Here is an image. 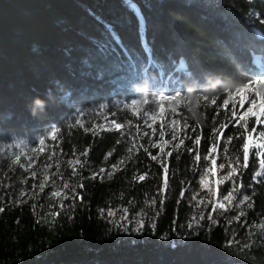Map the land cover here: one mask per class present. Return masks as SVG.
Here are the masks:
<instances>
[{"label":"trees","instance_id":"trees-1","mask_svg":"<svg viewBox=\"0 0 264 264\" xmlns=\"http://www.w3.org/2000/svg\"><path fill=\"white\" fill-rule=\"evenodd\" d=\"M260 22L264 0H0V264H264L257 162L218 183L248 135L223 100L264 78ZM142 81L166 95L230 89L199 101L201 123L179 105L183 129L157 152L96 118L124 124L115 104Z\"/></svg>","mask_w":264,"mask_h":264},{"label":"rangeland","instance_id":"rangeland-1","mask_svg":"<svg viewBox=\"0 0 264 264\" xmlns=\"http://www.w3.org/2000/svg\"><path fill=\"white\" fill-rule=\"evenodd\" d=\"M253 19H255V16H253ZM260 23L264 29V22H260ZM253 32L256 37L264 36V34L259 33L255 29L253 30ZM262 69H264V66H262ZM257 92H264V85H253L249 89H244L243 87H241L237 91L231 93L229 97V101H233L235 103L245 93H248L251 96H255ZM157 93L160 92H150L149 95L142 101L137 100L136 97H133V98H129L125 102L118 101L115 104L116 108L118 109V112L122 113L124 124H121L123 125V127L120 129H122V131L124 130V133L126 135L125 139L129 146L134 145V138L138 136L150 148L156 149L157 152H160L161 148L165 149L167 146H169L170 143L173 142L178 132L181 129H183L182 124H183L184 116L182 112L179 110V105L180 107L183 106V108H185L186 101H184L181 98L182 100L179 105L175 101H160L158 98H154L155 94ZM133 99L137 100L138 103L133 105L132 104ZM261 105H262V101L258 99L257 105L254 107V111L259 113L261 110ZM248 106L249 105L247 104L245 110L248 108ZM148 108H151L152 113L155 114L154 120L151 119L145 120L144 113ZM115 117L117 118L118 116H116L114 112L103 111V113L97 114L96 118L98 125L101 128L109 129V128H116L115 124L112 123V121L117 122ZM248 117H253L255 122V116L249 114ZM261 118L264 119V116H262ZM162 121L164 122L163 128L161 127ZM137 126H139V130ZM256 127L264 128V125H259ZM161 132L164 133L163 136L160 135ZM260 139L261 138L259 137L257 132V134H255L254 136L253 143H258ZM153 145H155V147ZM252 158L258 164V159L255 157Z\"/></svg>","mask_w":264,"mask_h":264},{"label":"snow or ice","instance_id":"snow-or-ice-1","mask_svg":"<svg viewBox=\"0 0 264 264\" xmlns=\"http://www.w3.org/2000/svg\"><path fill=\"white\" fill-rule=\"evenodd\" d=\"M145 71L146 72L150 71V69H145ZM260 75L262 77H264V69L261 70ZM244 80L247 81V82H245L243 84V88L244 89H249L253 85H264V78L251 79V77L246 76V77H244ZM181 96H182V92L179 93V94H176V95H165V94L157 93V94H155L154 98H158L160 101H175L179 105L181 103ZM205 99L207 100V98H205ZM258 99H260L262 101L261 110H260L259 113L254 111V107L257 105ZM136 103H138V101L133 99L132 100V104L135 105ZM211 103L213 105H215L217 103V100L216 99H212ZM237 103L239 104V107L241 109H243L245 103H247L249 105L248 108L243 111V113H239L238 112L236 103H233L232 109H231V115H232L233 118L239 116V119L236 122L237 125L240 124V121H244V124L242 125V127L244 128L245 132H248V135L243 136L242 162H241L240 157L237 156L235 161L231 162L229 164V168L231 170L227 173L226 176H222L220 178V180L218 181V183H223L224 180H226V179L227 180H232L237 175L238 170L241 169V168L247 169L249 167L250 159L252 157H255V158L258 159V166H259V170L254 173V176L255 177L264 176V128H257L256 127V126H259V125H264V119L261 118L262 116H264V92H257L255 94V96H251L248 93H245L243 96H241L239 98ZM223 104L225 106H227L229 104V100L228 99H224L223 100ZM204 106L207 107V104H205ZM126 107H127V105H126ZM249 114L255 116V125H256V126H253L250 130L248 128V123H247V120H246V117H248ZM144 117H145V120H148V119L154 120L155 119V114L152 113V109L151 108H148L145 111V113H144ZM77 123H80V122L77 121ZM112 123L115 124V127L117 129H120V128L123 127V125H121L120 123H117L116 121H112ZM137 127H138V130H139V126H137ZM161 127L162 128L164 127V122L163 121L161 123ZM184 127L185 128L188 127L187 122L184 123ZM225 127H227V125H225ZM193 130H195V129H193ZM257 132H258V135H259V137L261 139H260V141L258 143H253L254 136H255V134H257ZM121 135H124V133H121ZM160 135L163 136L164 133L161 132ZM52 136H53V138H55L56 133L53 132ZM237 138L239 139L240 137H237ZM201 139H202V137L198 136L196 138V140L194 141V143L199 144ZM119 142L120 141H117V143H119ZM181 143H183V141H181ZM40 144L44 145L45 144V140H41ZM153 146L155 147V145H153ZM177 147H179V145H177ZM144 150L148 151L147 148H145ZM129 151H131V149H129ZM163 151H164V149L161 148V152H163ZM189 151L191 152L192 149H189ZM85 155H86V153H85ZM108 155H111V153H109ZM169 155H170V153H169ZM17 158H19V157H17ZM151 159L153 161H156L157 160V156L152 155ZM195 159L197 161L200 160V154H199L198 151L196 153ZM203 159L204 160H209L210 157L208 155H205L203 157ZM69 163H74V162L73 161H69ZM75 163H79V161H75ZM121 163H123V161H121ZM158 163H160L161 167L164 169V174H165L164 184H165V186H167V174H168L167 163L164 160H160V161H158ZM211 163H212L213 167L211 169L206 168L205 172L207 173V172L210 171L212 173V175H215V173H216V168H215L216 160H215V158H212ZM81 167L83 168L84 165L81 164ZM113 167H115V165H113ZM224 167H225V165L223 163H221L219 165L220 169H223ZM100 171L104 172V169L101 168ZM75 172H76V170L73 169V174H75ZM110 176H111V173H109V177ZM93 178H95V174L93 175ZM144 179H145L144 175L139 176V180H144ZM203 183H205V181L202 179L201 180V184H203ZM40 187H41V189H43V187H44L43 183H41ZM64 187L67 188L68 184H65ZM239 187L240 186L232 188V190L229 191L227 193V195L223 196V200H228L229 202H231V200L236 199L237 193L239 191ZM73 191H75V189H73ZM22 195H23V193H22ZM59 195H60L59 192H52V196H59ZM64 198L67 199L68 198L67 195H65ZM247 200H249V197L247 195L243 196L242 199H240L239 202L235 205V207L239 208ZM153 203H155V201H153ZM248 206L251 207L252 205H248ZM220 207H224V205L220 204ZM125 211H127V210H125ZM109 215H113V213L109 212ZM240 215L242 216V215H244V213L241 212ZM142 226L143 225H141V227ZM189 227H191V225H189Z\"/></svg>","mask_w":264,"mask_h":264},{"label":"clouds","instance_id":"clouds-1","mask_svg":"<svg viewBox=\"0 0 264 264\" xmlns=\"http://www.w3.org/2000/svg\"><path fill=\"white\" fill-rule=\"evenodd\" d=\"M230 86L225 85L221 88H216L215 85L211 88L201 89L199 92L195 89L189 87L185 89V92L182 94V99L186 101L185 108L188 115V118L196 123H201L204 119V113L199 108V101L210 97L222 90H229ZM149 84L147 81H142L140 84L133 85L132 91L137 100H144L149 92ZM44 108V102L37 99L33 101L30 108V113L33 117H36L38 111H42Z\"/></svg>","mask_w":264,"mask_h":264}]
</instances>
